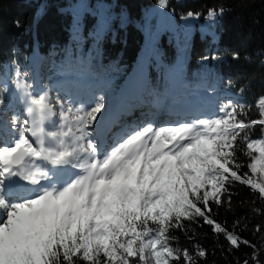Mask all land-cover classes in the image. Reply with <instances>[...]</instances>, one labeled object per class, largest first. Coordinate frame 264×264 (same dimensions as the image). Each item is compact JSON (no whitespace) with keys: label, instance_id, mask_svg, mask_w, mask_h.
<instances>
[{"label":"snow or ice","instance_id":"obj_1","mask_svg":"<svg viewBox=\"0 0 264 264\" xmlns=\"http://www.w3.org/2000/svg\"><path fill=\"white\" fill-rule=\"evenodd\" d=\"M159 3L167 7L168 0ZM218 12L224 9L210 10L209 17ZM106 27L101 21L97 39ZM76 33L79 39V15ZM72 64L69 56L61 73L75 74ZM15 75L12 88L7 77L0 79V264H198L195 257L206 258L207 250L197 246L190 253L171 243L172 230L196 218L231 246L252 247L243 264H262L256 245L211 213L236 181L264 200V96L258 119L246 120L245 105L229 100L208 118L125 126L104 146L92 130L106 109L103 95L76 107L61 97L72 96L63 85L53 97L49 87L29 84L26 72L17 68ZM257 126L260 138L250 139ZM243 142L251 174L240 171Z\"/></svg>","mask_w":264,"mask_h":264},{"label":"trees","instance_id":"obj_2","mask_svg":"<svg viewBox=\"0 0 264 264\" xmlns=\"http://www.w3.org/2000/svg\"><path fill=\"white\" fill-rule=\"evenodd\" d=\"M219 9L223 14L209 17L210 10ZM101 21L107 27L97 39ZM34 52L45 59L53 86L59 79L88 75L109 81L108 90L119 93L145 66L147 84L158 94L177 88V99L194 97L200 105L208 101L199 95H210L211 116L232 100L245 105L246 120L258 119V99L264 96V0H168L167 7L159 0H0V79L7 77L13 87L17 68L28 74V82L33 72L41 78L45 73L41 62L32 61ZM69 56L75 74L65 75L60 68ZM254 138H260L259 126L250 134ZM246 151V142L239 143L238 162L245 165L240 171L251 174ZM222 199L212 205V218L256 245L264 264V214L254 212L264 209V200L239 181ZM213 227L202 218L185 220L182 229L172 230V246L190 253L197 246L207 250L206 258L195 257L198 264H243L251 258L252 247L231 246Z\"/></svg>","mask_w":264,"mask_h":264},{"label":"rangeland","instance_id":"obj_3","mask_svg":"<svg viewBox=\"0 0 264 264\" xmlns=\"http://www.w3.org/2000/svg\"><path fill=\"white\" fill-rule=\"evenodd\" d=\"M44 60L45 59L42 58V56H40L38 52H34L32 54V61L41 62L42 70L44 71L45 74L41 78L38 77L36 78L37 72H33L32 76L34 77V80L32 82L29 81L28 82L29 84L33 85V87H37L39 85H44L49 87L50 89H52L51 95L53 97L56 95V92L58 91L57 88L58 85H63L66 89L69 88L66 87L65 85H69V84H73L80 88H84L86 86L85 88L88 89L87 92L77 90L76 87H74L73 89H70L72 91L71 97L67 96L66 92H60V95L64 99H68V100L74 99L76 103L73 106L76 107H78L81 102H84L87 106H91L94 96L103 95L105 98L106 109L102 110V116L110 109V107L116 106L117 104H120L121 108H125L126 106L129 108L130 106L129 104L133 102L132 100L136 98V95H138L137 97L140 100L142 98L146 99V101L150 103V107L153 109L150 117L146 121L155 119L156 123L159 122L160 118L164 115L165 111L167 113H171L173 112L174 108L178 106L181 110V114L179 116H176L177 118L176 121L183 120L185 118L187 119H193L197 117L208 118L211 116L209 114L213 110L212 105L210 103L211 101L210 95L200 94L199 96L206 98L208 101V103L200 105L194 97H184L183 99L180 98L177 99L176 98L177 88L169 89L166 93L167 94L166 96L165 95L163 96L162 94H158L153 87H149L147 84V80L145 78V69H146L145 66H141L137 69L135 74L132 76L129 84L123 90H121L119 93H113L112 91L108 90L109 84L107 82L109 81L93 79L88 75L87 76L84 75L85 77L80 78L79 80L76 81L72 80L71 82L66 81V78L59 79L57 80V85L53 86L52 82L54 81H51L52 77L47 76L46 70L44 69V65H45ZM134 81H135L133 87L134 93L132 95L131 88L133 86ZM185 105L187 106L185 107ZM13 114H14L13 110L9 109L7 111L6 119L10 120ZM140 114H142V112H140ZM3 118L5 117H0V119ZM132 120L137 122L138 124H141L140 120H137L135 118H133ZM94 126L95 125H93V128Z\"/></svg>","mask_w":264,"mask_h":264},{"label":"bare ground","instance_id":"obj_4","mask_svg":"<svg viewBox=\"0 0 264 264\" xmlns=\"http://www.w3.org/2000/svg\"><path fill=\"white\" fill-rule=\"evenodd\" d=\"M140 76V75H139ZM134 84L135 81L133 83L132 86V91L131 94L133 95L134 93ZM138 95H136V98L134 100H132L133 102L130 103L129 108L125 107V108H121L120 104H117L116 106H112L110 107V109L102 116V118H98L99 122L104 120V119H110L114 129L111 132L112 137L110 139H104V140H96L97 143H100L104 146L107 145H111L117 138V134L121 133L122 129L125 126H133V125H138L137 122L133 121L132 119L135 118L137 120H140L141 123H143L144 121H146L152 112V108L150 107V103L146 101V99L142 98L141 100L137 97ZM187 105H185L186 107ZM121 108V109H120ZM140 112H142V114H140ZM181 114V110L178 107H175L173 112L171 113H167L165 111L164 115L160 118L159 122L157 123V126L160 125H165V124H169L170 122H175L176 121V116H179ZM117 131V132H116ZM96 132L95 130H93V137L96 138ZM105 136H103L104 138Z\"/></svg>","mask_w":264,"mask_h":264}]
</instances>
